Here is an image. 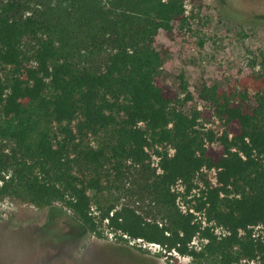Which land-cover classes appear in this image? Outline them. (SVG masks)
Segmentation results:
<instances>
[{
	"label": "trees",
	"instance_id": "1",
	"mask_svg": "<svg viewBox=\"0 0 264 264\" xmlns=\"http://www.w3.org/2000/svg\"><path fill=\"white\" fill-rule=\"evenodd\" d=\"M187 21L185 0H0V200L62 202L197 264H264V53L228 87L181 75L182 95L155 43Z\"/></svg>",
	"mask_w": 264,
	"mask_h": 264
},
{
	"label": "rangeland",
	"instance_id": "2",
	"mask_svg": "<svg viewBox=\"0 0 264 264\" xmlns=\"http://www.w3.org/2000/svg\"><path fill=\"white\" fill-rule=\"evenodd\" d=\"M185 4L188 21L178 23L171 35H157L156 46L165 50L159 83L183 95V75L197 94L201 83L228 87L259 70L254 61L264 53V0ZM193 106L206 110L209 104L196 99L185 109ZM208 118L207 112L201 120L206 128L222 130L217 117ZM209 175L215 180L214 170ZM197 182L201 186L202 181ZM101 228L99 236L62 202L40 207L7 197L0 200V264H197L176 251L169 255L162 246L122 239L107 221Z\"/></svg>",
	"mask_w": 264,
	"mask_h": 264
},
{
	"label": "built area",
	"instance_id": "3",
	"mask_svg": "<svg viewBox=\"0 0 264 264\" xmlns=\"http://www.w3.org/2000/svg\"><path fill=\"white\" fill-rule=\"evenodd\" d=\"M180 188L183 189V186L180 185ZM180 203H181L182 208H183L185 211H187V206H186V204L184 203V201L181 200ZM191 211H194V209L191 208ZM221 229H222L221 227H218V228H217V231H220ZM124 235H125V237L130 238L129 235H127V234H124ZM130 240H131V238H130ZM132 240H134V239H132ZM135 240H137V239H135ZM138 240L144 242V246H147L148 244H150V245L155 244V245H159V246H161V245L158 244V243L147 242V241L143 240L142 238H138Z\"/></svg>",
	"mask_w": 264,
	"mask_h": 264
}]
</instances>
